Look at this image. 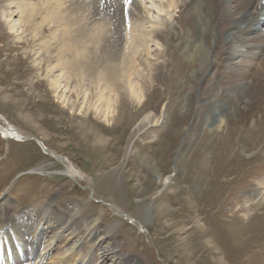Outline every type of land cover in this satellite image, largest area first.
<instances>
[{"label": "rangeland", "instance_id": "obj_1", "mask_svg": "<svg viewBox=\"0 0 264 264\" xmlns=\"http://www.w3.org/2000/svg\"><path fill=\"white\" fill-rule=\"evenodd\" d=\"M176 3L162 50L147 55L146 45L125 48L120 36L117 52L126 51L121 58L131 64L118 61L125 70L116 82L119 106L106 122L103 100L115 97L111 91L98 97L104 34L92 48L84 44L91 19L65 12L64 0H0V203L15 213L51 205L69 219L49 231L23 264H38L40 253L46 254L43 264L79 262L85 254V264H264L263 111H236L219 122V110L208 111L201 98H193L204 49L193 43L183 20L185 1ZM201 11L197 16L204 22ZM25 12L32 18L18 23ZM148 57L160 65L150 68ZM62 60L74 70L61 71ZM92 65L101 66L95 72ZM131 65L139 75L129 76L138 94L132 97L124 80ZM53 76L68 87L65 102ZM163 108L160 126L132 135L135 121L148 113L162 119ZM7 127L25 140L6 136ZM67 225L77 243L64 245Z\"/></svg>", "mask_w": 264, "mask_h": 264}, {"label": "bare ground", "instance_id": "obj_2", "mask_svg": "<svg viewBox=\"0 0 264 264\" xmlns=\"http://www.w3.org/2000/svg\"><path fill=\"white\" fill-rule=\"evenodd\" d=\"M64 1L68 4V8L65 9V12L67 10L70 15L84 14L85 16L84 20H86V18L91 19L90 32L88 30L87 31L85 30L86 32H89L90 35H87L85 32V34L87 35V37L84 39L85 42L83 40H79V41H83L84 44L87 43L85 45H89V47H91L94 46L96 43L97 44L101 43V40L98 39H102L101 36L102 34H104V40H102L104 45L102 51L105 53L103 54L102 57H104L105 59V60L103 59L105 61V62L103 61V63L105 64L103 65L104 73L101 79L103 83L101 88H98L100 89L99 90L100 96H98L99 99H105V96L107 98L106 95L107 91L113 92L114 95V93L117 91L116 82H118L120 78L123 80L122 73H120L121 70H124L123 69L124 67L122 68L120 64L124 61L121 58L122 55H120L121 53H123V51L121 50L122 52L120 54L119 52H117L118 46L121 44L120 36L125 35L124 36L125 43L123 44V46L125 45V48H131L132 50H134L135 47V51H136V49L138 50L141 46L145 47L146 45L145 49H147L146 50L148 53L147 55H150L151 53L149 54V52L152 50L160 51L162 50V46H163L162 40L165 41L168 38L166 24L167 22H169L171 18H173V13L178 8L176 0H64ZM183 1H185L188 7L187 8L188 12L184 13L182 17L185 24L188 26L190 30L189 33H191V36L194 39L193 43L195 41L201 42L202 48L204 49V51L202 50L203 57L198 63L197 72L199 73V76L198 75H197L198 77L196 76L200 84L199 87L196 89L195 94H193V98L195 99L201 98L202 99L201 105L206 110L208 109V111L210 109H213L215 111L216 109L219 110L218 116H216L217 121L219 122H221L220 118L222 116L231 115L234 117L236 111H237L236 114L241 113L242 115H246V113L251 114L253 113V111L264 112V0H183ZM198 10L205 13V15L202 14V16L204 15V22H201L198 19L197 16ZM62 11L64 12V10ZM20 18L18 20V23L23 24V19L25 21L32 17L28 12L26 13L24 18L21 19ZM77 18L78 17H76V19ZM10 20L12 21V19L9 18L8 21ZM41 20H43L44 22V19ZM69 24H71V22ZM66 25L67 23L65 24V26ZM62 27L64 26H61V29ZM81 27L82 28L79 27V29L81 30L83 29V31L85 28H87L86 25L85 26L82 25ZM103 27H105L103 33H99L102 31ZM93 29H97V32L95 33V30ZM67 44H70V42H68ZM125 52L123 54H125ZM146 59L147 60L149 59L151 61V58L149 57ZM146 59L144 58L143 61H145ZM82 60L85 63H87L88 61L87 59H82ZM62 61L63 63H65L64 65H62L63 64L61 63ZM62 61H60L58 64L61 71L74 70L75 66L73 64L71 66L69 65L70 63L68 61L67 63L69 64L64 62V60ZM118 61H120V63H118ZM150 61H147V63L144 62L146 64H149L150 68H152L154 64L157 65L156 62L160 65V63L156 61V58L155 59L153 58L151 63ZM111 62L112 63L115 62V63L111 64ZM125 62L128 61H124V63ZM130 62H128L129 67L131 64ZM206 62H207L206 65L207 67H205ZM100 66L101 65L97 67ZM92 67H89V69L91 68L93 69V71L96 72L98 69L96 65H92ZM100 70H102V68ZM131 70H133L132 65H131ZM137 70L138 69L130 71L131 74L127 75V77L126 76L124 77L125 78L124 80L127 81L128 85L130 83L129 76L138 75ZM149 72L151 73L152 71L150 70ZM119 76L121 77L119 78ZM89 79L91 80V78ZM51 80L54 83L52 85L56 90L57 96H59L58 91L61 88L62 93L60 94L61 97L59 98L60 101L65 102V100L62 97H64V94L68 87L64 88V85H62L60 82L61 79L59 78V76L58 77L53 76ZM66 80L67 79H65V81ZM122 80H119V82ZM63 81L64 80H62V82ZM91 81L93 82V80ZM97 81H100L99 77L98 79H96L95 82ZM128 91L131 94V97L133 93L135 94V96H138V94H136L137 91L135 90V86L129 85ZM107 94H111V93H107ZM87 95L88 94H86V96L83 95L84 98L87 97ZM113 95L111 94L112 97H115L114 99L108 96L109 97L108 99L103 100L106 103V108L104 110L102 117L106 122H108V120L110 121V118H113L112 115L113 113H115V111L114 112L112 111L113 106L115 107L116 104L119 102V99L117 98L118 102L116 103V96L118 95L117 92L115 93L114 96ZM220 110H222L223 115H221ZM96 112L98 113L99 111ZM263 112L259 114H264ZM164 118H165L164 108L162 110V119H157L152 113H148L142 116L141 118H139L137 121L134 122L132 135L138 136V133L147 130V128L153 126L154 127L160 126L163 123ZM261 120L263 119L261 118ZM203 122H205V119L203 120ZM3 132L8 137L9 136L18 137L15 140H19V141L25 140L22 138L23 136L17 133V131L13 127L4 128ZM42 145L43 144L41 143V145L39 146ZM42 147L45 148L44 145ZM246 157H250V156H246ZM66 173H67V178H69V180L70 178H73V173H71L70 171H66ZM170 179H171V175L169 177H165L162 181V184L163 185L168 184L170 182ZM65 185L66 184H63V187H65ZM254 192L255 191L253 190L250 191L252 195ZM149 211H150V207L146 209L147 216L149 214ZM60 213H57V210L55 211L54 208L52 209L51 205H47L43 207L40 211H34L32 213L29 212L15 213L11 207H8L5 203H0V230L4 232L2 234L3 239L0 240V256H2L3 259L2 264H23L26 260H29V258L34 253L37 254L39 245L41 244L42 239L47 235V233L55 229L59 224L64 225L67 224V222L69 221L68 217L65 216L66 217L65 218L64 215ZM66 229L68 233L63 241L64 245H68L70 243L71 244L77 243L80 238H77L75 239V241L72 242V240L76 236H74L75 233L74 230L69 231V229H71V226L67 225ZM72 247L74 246L72 245ZM31 250H33V254L30 256L29 253ZM50 251H47V256H49ZM65 251L66 252L68 251V253H70L69 254L70 257H72L71 256V254L73 253L72 248L68 247ZM40 255L37 256V262L38 264H43L46 259L45 257L46 254L42 256ZM86 256L87 254H85L82 257V260L79 262L76 261L77 259L72 258V261L69 264H85L86 262H88V260L85 259ZM64 257L66 256L64 255ZM89 261H91L90 258Z\"/></svg>", "mask_w": 264, "mask_h": 264}, {"label": "water", "instance_id": "obj_3", "mask_svg": "<svg viewBox=\"0 0 264 264\" xmlns=\"http://www.w3.org/2000/svg\"><path fill=\"white\" fill-rule=\"evenodd\" d=\"M40 145H41V143H40ZM41 147H42V146H41ZM42 149H43L44 151H46V152L49 153V151H48L46 148H43V147H42Z\"/></svg>", "mask_w": 264, "mask_h": 264}]
</instances>
